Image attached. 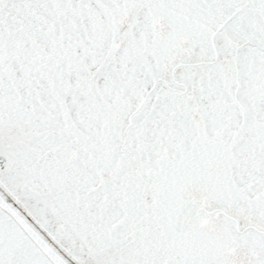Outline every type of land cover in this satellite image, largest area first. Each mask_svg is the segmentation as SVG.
<instances>
[{"label":"snow or ice","instance_id":"6c2138e0","mask_svg":"<svg viewBox=\"0 0 264 264\" xmlns=\"http://www.w3.org/2000/svg\"><path fill=\"white\" fill-rule=\"evenodd\" d=\"M0 264H264V0H0Z\"/></svg>","mask_w":264,"mask_h":264}]
</instances>
